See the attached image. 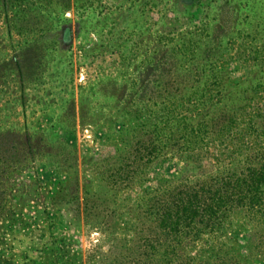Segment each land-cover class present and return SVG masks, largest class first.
Returning a JSON list of instances; mask_svg holds the SVG:
<instances>
[{"label": "rangeland", "instance_id": "rangeland-1", "mask_svg": "<svg viewBox=\"0 0 264 264\" xmlns=\"http://www.w3.org/2000/svg\"><path fill=\"white\" fill-rule=\"evenodd\" d=\"M253 3L0 0V264L143 260L129 210L182 162L166 148L168 161L128 186L114 175L129 149L121 132L162 114L174 44L195 28L204 48L210 38L243 44L255 33ZM165 252L158 264H171Z\"/></svg>", "mask_w": 264, "mask_h": 264}, {"label": "trees", "instance_id": "trees-1", "mask_svg": "<svg viewBox=\"0 0 264 264\" xmlns=\"http://www.w3.org/2000/svg\"><path fill=\"white\" fill-rule=\"evenodd\" d=\"M252 14L255 33L243 44L210 38L204 48V28L192 30L188 44H174L162 114L121 132L129 149L114 175L128 186L165 164L166 148L182 162L145 190L137 214L129 210L130 241L145 243L135 264H158L161 250L172 254L171 264H254L264 253V1L254 0ZM143 109L147 103L137 115ZM233 231L247 242L231 241Z\"/></svg>", "mask_w": 264, "mask_h": 264}]
</instances>
